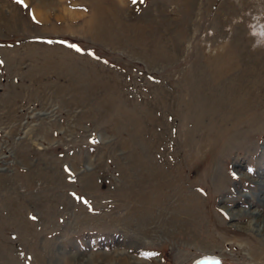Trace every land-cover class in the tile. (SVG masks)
I'll return each mask as SVG.
<instances>
[{
	"label": "rangeland",
	"instance_id": "obj_1",
	"mask_svg": "<svg viewBox=\"0 0 264 264\" xmlns=\"http://www.w3.org/2000/svg\"><path fill=\"white\" fill-rule=\"evenodd\" d=\"M0 264H264V0H0Z\"/></svg>",
	"mask_w": 264,
	"mask_h": 264
},
{
	"label": "built area",
	"instance_id": "obj_2",
	"mask_svg": "<svg viewBox=\"0 0 264 264\" xmlns=\"http://www.w3.org/2000/svg\"><path fill=\"white\" fill-rule=\"evenodd\" d=\"M7 157H9V156H5V158H4V160L3 161H5L6 163L8 162V163H10V161L11 160H8V158Z\"/></svg>",
	"mask_w": 264,
	"mask_h": 264
},
{
	"label": "snow or ice",
	"instance_id": "obj_3",
	"mask_svg": "<svg viewBox=\"0 0 264 264\" xmlns=\"http://www.w3.org/2000/svg\"><path fill=\"white\" fill-rule=\"evenodd\" d=\"M21 2H22V0H21Z\"/></svg>",
	"mask_w": 264,
	"mask_h": 264
}]
</instances>
